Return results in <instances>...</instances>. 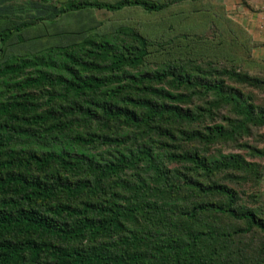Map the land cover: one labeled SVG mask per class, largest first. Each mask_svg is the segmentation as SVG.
Instances as JSON below:
<instances>
[{"label":"trees","instance_id":"16d2710c","mask_svg":"<svg viewBox=\"0 0 264 264\" xmlns=\"http://www.w3.org/2000/svg\"><path fill=\"white\" fill-rule=\"evenodd\" d=\"M7 1L0 264H264V147L247 140L264 58L223 0L206 35L161 39L61 18L186 0Z\"/></svg>","mask_w":264,"mask_h":264},{"label":"rangeland","instance_id":"374dc122","mask_svg":"<svg viewBox=\"0 0 264 264\" xmlns=\"http://www.w3.org/2000/svg\"><path fill=\"white\" fill-rule=\"evenodd\" d=\"M29 0H8L7 3L25 4ZM37 1V0H35ZM61 0H54L57 4ZM113 1V0H108ZM61 20L68 27L81 28L89 27L91 24L101 21L106 27L114 28L120 25H131L140 29L151 39L171 37L187 31L204 33L206 35V0H186L183 4H174L167 11L148 15L138 8H128L120 12H110L104 9H95L84 13H72ZM80 23V25H78ZM51 32V31H50ZM165 35V36H164ZM247 140L259 147H264V128ZM220 148V147H219ZM241 152L246 154L244 149H224L223 152ZM247 156L251 158L248 154ZM255 158L254 160H256ZM258 160V159H257ZM260 193L264 198V179L262 180Z\"/></svg>","mask_w":264,"mask_h":264},{"label":"crops","instance_id":"0c3cea01","mask_svg":"<svg viewBox=\"0 0 264 264\" xmlns=\"http://www.w3.org/2000/svg\"><path fill=\"white\" fill-rule=\"evenodd\" d=\"M228 14L251 33L255 56L264 58V0H223Z\"/></svg>","mask_w":264,"mask_h":264}]
</instances>
